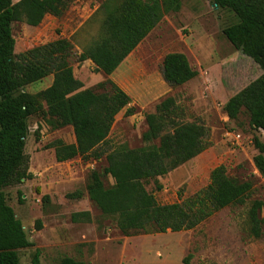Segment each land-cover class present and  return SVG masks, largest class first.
<instances>
[{"label":"rangeland","instance_id":"obj_1","mask_svg":"<svg viewBox=\"0 0 264 264\" xmlns=\"http://www.w3.org/2000/svg\"><path fill=\"white\" fill-rule=\"evenodd\" d=\"M102 1L69 0L59 16L46 14L36 26L22 21L12 24L16 54L64 38L72 44L68 62L82 88L102 92L100 83L110 80L130 97L128 105L115 115L101 148L104 154L97 159L76 156L57 161L49 144L74 142L72 127L53 126L43 101L42 109L29 117L24 152L31 177L3 188L32 243L17 250L20 263L32 264L38 249L39 264H60L64 256L85 264H182L187 253L192 255L191 264H264V177L253 163L257 153L254 139L264 143V133L250 125L246 111L229 119L223 110L226 100L262 70L223 35L222 28L234 20L233 15L215 8L211 0H181L178 11L166 12L118 67L104 74L89 59H77L84 47L104 34ZM168 52L184 53L196 75L180 85L165 81L162 60ZM51 81L52 74H48L22 90L35 96ZM167 97L174 100L178 122L205 127V148L158 176L161 189L150 180L146 190L161 204L180 201L205 187L211 169L220 164L229 176L250 181L252 188L242 204L221 208L193 229L123 235L115 220L89 199L90 173L106 165L105 153L116 145L144 146L145 116ZM105 182L112 184L113 179L107 175ZM75 192L80 196H69ZM255 199L263 203L258 237L249 233L247 220ZM78 211H87L89 220L73 221L71 214Z\"/></svg>","mask_w":264,"mask_h":264},{"label":"trees","instance_id":"obj_2","mask_svg":"<svg viewBox=\"0 0 264 264\" xmlns=\"http://www.w3.org/2000/svg\"><path fill=\"white\" fill-rule=\"evenodd\" d=\"M68 1L0 0V264H21L17 250L32 245L7 203L3 188L31 177L24 147L28 119L42 109L41 101L53 126L70 125L74 133L72 143L56 140L49 144L59 162L76 156L100 158L115 115L130 101L129 95L110 80L100 83L104 87L102 92L82 88L68 62L72 44L64 38L15 53L14 22L36 26L46 14L59 16ZM211 2L234 17L222 28L225 38L262 70L226 100L223 110L229 119H236L241 111H246L250 125L264 133V0ZM180 6L181 0H103L100 8L104 12V34L81 50L78 61L89 59L95 70L112 73L166 12L178 11ZM48 74H52L50 85L37 95L22 90L26 84ZM162 75L169 84L180 85L193 78L196 71L184 53L168 52L162 60ZM174 110L173 98L163 99L154 112L145 116L147 128L142 139L146 144L137 148L116 145L105 153L106 165L90 173L86 186L89 199L115 220L123 235L193 229L221 208L242 204L251 191L250 181L229 176L221 164L211 169L205 187L180 201L161 204L146 190L145 183L150 180L157 190L161 189L158 176L205 148V127L195 122H178ZM126 112L131 114L132 109L127 107ZM254 145L257 153L253 163L264 177V143L254 139ZM107 175L113 179L112 184H106ZM69 196H80V192ZM262 206V201L255 199L247 213L249 233L254 237L261 232ZM71 219L89 220V213L73 212ZM38 256L36 249L32 264H39ZM191 257L187 253L182 264H191ZM60 264L85 263L64 256Z\"/></svg>","mask_w":264,"mask_h":264},{"label":"crops","instance_id":"obj_3","mask_svg":"<svg viewBox=\"0 0 264 264\" xmlns=\"http://www.w3.org/2000/svg\"><path fill=\"white\" fill-rule=\"evenodd\" d=\"M14 2V1H13ZM16 2V1H15Z\"/></svg>","mask_w":264,"mask_h":264}]
</instances>
